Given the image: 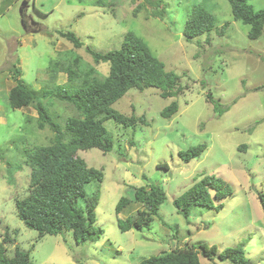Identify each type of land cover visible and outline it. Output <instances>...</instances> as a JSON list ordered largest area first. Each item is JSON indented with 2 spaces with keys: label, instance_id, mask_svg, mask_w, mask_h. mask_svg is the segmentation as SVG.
<instances>
[{
  "label": "rangeland",
  "instance_id": "obj_1",
  "mask_svg": "<svg viewBox=\"0 0 264 264\" xmlns=\"http://www.w3.org/2000/svg\"><path fill=\"white\" fill-rule=\"evenodd\" d=\"M162 1L163 15L145 0H0V243L6 236L10 256L18 246L29 252L31 264H138L185 242H205L218 250L239 247L246 264H264V210L258 197L264 192V24L260 36L250 39L249 26L233 18L227 0ZM248 3L254 10L264 9V0ZM196 4L215 16V27L186 38L184 22ZM22 11L29 25L23 23ZM59 31L73 32L82 46L75 47ZM127 32L146 42L166 70L180 75L177 94L163 98L156 87L129 89L112 107L125 115H144L146 123L124 126L109 118L104 126L112 150H77L88 166L103 171L102 181L85 184V195L78 198L82 204L98 194L95 225L102 235L83 244H76L66 230L38 236L17 216L15 200L28 191L26 151L50 143L53 132L37 127L31 106L9 107L11 71L20 68L19 77L30 89L45 88L50 95L43 102L53 120L64 125L80 112L53 95L57 85L69 82L64 71L52 69L74 60L79 76L73 85L90 67L103 78L109 64L96 63L86 48L99 53L119 48ZM172 100L178 111L162 117ZM199 143L206 149L184 162L178 153ZM205 175L222 178L233 193L213 199L211 207L194 206L184 217L172 200ZM148 183L158 184L165 194L158 216L149 229L121 231L117 219L142 207L133 191ZM121 197L130 202L116 214ZM218 202L223 203L220 211L214 207ZM199 261L231 264L201 254Z\"/></svg>",
  "mask_w": 264,
  "mask_h": 264
},
{
  "label": "trees",
  "instance_id": "obj_2",
  "mask_svg": "<svg viewBox=\"0 0 264 264\" xmlns=\"http://www.w3.org/2000/svg\"><path fill=\"white\" fill-rule=\"evenodd\" d=\"M156 14H164L162 0H145ZM234 19L248 25L247 36L256 39L260 36L264 24V9L254 10L248 0H227ZM22 11V20L27 25ZM215 16L202 4H196L189 12L183 26V35L194 38L210 32L215 27ZM224 23L222 29H225ZM75 47H81L82 42L73 32H61ZM86 50L96 63L107 62L109 69L103 78L95 77V68L90 67L80 74L81 82L73 85L79 76L72 60L62 64L59 70L66 73L69 85L58 86L54 90L57 99L72 104L80 112L79 117H67L64 125L55 122L43 100L50 94L45 90L35 91L26 86L20 79V68L14 67L12 78L14 85L8 90L7 103L11 108L31 106L36 112L37 127L48 126L53 132L52 141L46 145L34 146L26 151V163L30 167L27 194L15 200L17 216L30 229L37 231L38 236L44 234L57 235L63 230L69 231L76 244L98 239L103 230L95 225L94 208L98 200L95 193L85 198L84 206L78 198L85 195L84 186L90 181L100 182L103 179L101 168L90 167L76 155L79 149L98 148L102 152L111 151L113 141L109 137L104 121L112 118L124 126H132L137 122L146 123L144 115L120 113L112 104L121 98L129 89L143 90L156 87L163 98L175 97L179 89L180 75L172 70H166L165 64L150 50L146 42L132 32L124 34L119 48L99 53ZM77 62V61H75ZM211 101V99L209 98ZM216 109V105H214ZM178 111V103L172 100L160 114L169 118ZM264 120V117L262 118ZM244 147V145L240 146ZM206 149L205 143L190 146L178 154L184 162L201 155ZM158 168L167 170L166 163H157ZM229 184L220 177L205 175L190 185L172 200L173 205L184 217H188L192 208L197 205L211 207L213 199L218 201L231 195ZM258 197L264 210V192ZM133 199L141 204L133 215L124 220L118 218L117 225L121 231L131 228L142 230L150 228L153 217L158 216L160 205L165 199L162 188L156 183H148L135 187ZM130 200L121 197L115 205L118 214ZM217 211L223 208V203L214 206ZM8 239L3 237L0 243V264H31L28 251L14 247L10 256L4 245ZM199 254L231 264H246L244 253L239 247H226L218 250L215 244L200 242L197 245L185 242L183 246L157 255L143 258L138 264H200Z\"/></svg>",
  "mask_w": 264,
  "mask_h": 264
},
{
  "label": "flooded vegetation",
  "instance_id": "obj_3",
  "mask_svg": "<svg viewBox=\"0 0 264 264\" xmlns=\"http://www.w3.org/2000/svg\"><path fill=\"white\" fill-rule=\"evenodd\" d=\"M27 25H29V24L27 23Z\"/></svg>",
  "mask_w": 264,
  "mask_h": 264
},
{
  "label": "water",
  "instance_id": "obj_4",
  "mask_svg": "<svg viewBox=\"0 0 264 264\" xmlns=\"http://www.w3.org/2000/svg\"><path fill=\"white\" fill-rule=\"evenodd\" d=\"M25 3V2H24ZM26 4V3H25ZM22 8V7H21Z\"/></svg>",
  "mask_w": 264,
  "mask_h": 264
}]
</instances>
